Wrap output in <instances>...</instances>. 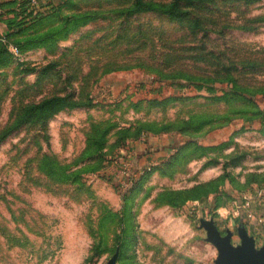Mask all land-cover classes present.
Here are the masks:
<instances>
[{"label":"rangeland","instance_id":"374dc122","mask_svg":"<svg viewBox=\"0 0 264 264\" xmlns=\"http://www.w3.org/2000/svg\"><path fill=\"white\" fill-rule=\"evenodd\" d=\"M134 3L0 0V264H222L220 241L263 253L264 0H219L233 25L206 47L223 54L186 48L190 69L136 59L138 30L189 44L212 26ZM54 93L77 104L21 119ZM119 155L156 167L121 187Z\"/></svg>","mask_w":264,"mask_h":264},{"label":"trees","instance_id":"16d2710c","mask_svg":"<svg viewBox=\"0 0 264 264\" xmlns=\"http://www.w3.org/2000/svg\"><path fill=\"white\" fill-rule=\"evenodd\" d=\"M40 1V0H39ZM248 2H253L254 0H247ZM32 4V0H30ZM39 3V2H38ZM37 3V4H38ZM36 4V5H37ZM202 8L200 11H193L194 9ZM134 9L138 12L141 11H150L153 13H156L160 16L167 17L171 20H177L181 22H186L187 20H192L191 25L200 26V25H211L209 32H206L202 37L200 38L199 42L191 41L189 44L186 41V36L182 33H176V35L169 36L165 29H152V31L148 30L145 31L143 29H139L138 31L141 32V37L143 38L142 44L137 47L138 52L135 55L136 59L144 58L146 55L151 56L152 58L155 57V60L158 61V59H161L163 56L168 54L169 52H172V55H174V62H176L175 65H177L179 68L182 69H190L194 66H197L195 64H188L184 61H182V55L184 53V49L190 48L197 50V53L201 59H205L208 54L216 55L217 58L219 56H222L223 51H221L217 45L211 44L212 49H208L206 46L208 45L206 38L209 36L210 32H212L215 28L219 27V32H224L225 28L228 25H233V18L229 17L228 15L223 16L221 13L223 12V5L219 3V0H135L134 3ZM1 10V9H0ZM1 14V11H0ZM241 25H246V23H243ZM123 39H126L124 37ZM216 38H214V42L216 43ZM149 42V44L153 45L154 48L155 45H159L158 49H153L149 53H143L146 49L145 42ZM130 42V40L128 41ZM229 45L226 43L224 49H228ZM231 60V57H229ZM181 61V62H180ZM213 62H209L207 64H210ZM225 69H229L230 65L227 63H224ZM197 71L203 70V67L199 65L197 67ZM218 71V69H217ZM217 80V76L215 75H207ZM200 79V78H199ZM198 79V80H199ZM222 80V79H220ZM73 98H75L74 93H66V94H51L49 96H45L41 100L37 102H32L29 104L26 109L20 114L21 119L28 121L32 117H42V119L47 120V118L53 114L56 113L58 110H60L64 106H70L77 104L76 101H72ZM16 128V126H13L10 128V130H13ZM1 142V140H0ZM156 163H152V166L150 169H145L144 173L140 175L134 182L129 185L130 187L134 186L141 178L142 176L150 172L155 166Z\"/></svg>","mask_w":264,"mask_h":264},{"label":"built area","instance_id":"2783aa9c","mask_svg":"<svg viewBox=\"0 0 264 264\" xmlns=\"http://www.w3.org/2000/svg\"><path fill=\"white\" fill-rule=\"evenodd\" d=\"M33 3H38L39 0H32ZM150 168V166H148ZM114 172L116 173V184L121 187H126L134 182L140 175L133 168V161L126 155H119L115 160Z\"/></svg>","mask_w":264,"mask_h":264},{"label":"water","instance_id":"95a60500","mask_svg":"<svg viewBox=\"0 0 264 264\" xmlns=\"http://www.w3.org/2000/svg\"><path fill=\"white\" fill-rule=\"evenodd\" d=\"M220 247L222 264H252L250 260L252 248H246L239 253H234L225 241H220ZM260 264H264L263 257Z\"/></svg>","mask_w":264,"mask_h":264},{"label":"crops","instance_id":"0c3cea01","mask_svg":"<svg viewBox=\"0 0 264 264\" xmlns=\"http://www.w3.org/2000/svg\"><path fill=\"white\" fill-rule=\"evenodd\" d=\"M144 150H146V149H144ZM146 156H147V160H149V161H153L154 157L156 158V156L153 154V152H149L148 154H146ZM134 160H135V158L132 159V161H134ZM113 172H114V168H113ZM262 257L264 260V249H263V253H260L258 251L253 250L252 255L250 256V260H251L252 264H260Z\"/></svg>","mask_w":264,"mask_h":264}]
</instances>
